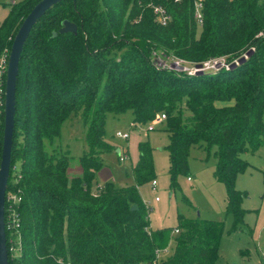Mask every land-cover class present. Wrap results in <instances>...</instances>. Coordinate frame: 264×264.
<instances>
[{
    "label": "trees",
    "instance_id": "trees-1",
    "mask_svg": "<svg viewBox=\"0 0 264 264\" xmlns=\"http://www.w3.org/2000/svg\"><path fill=\"white\" fill-rule=\"evenodd\" d=\"M38 1L11 4L0 21V54L10 50ZM152 5L166 9V25L155 21ZM63 20L77 31L59 33ZM259 32L264 33V0H204L200 27L191 0H61L48 9L25 40L18 65L6 192L20 198L14 203L19 227L9 221L5 199L8 263L153 264L155 249L167 246L169 231L150 229L139 192L154 179L147 141L138 143L134 184L105 183L91 190L104 165L100 155L113 149L104 139L106 116L126 111L136 124L166 115L171 189L179 175L188 174L193 144L213 151V176L225 187L226 213L234 228L240 226L245 194L236 189L235 178L249 166L242 155L264 144V35ZM251 48L233 70L188 75L155 67L158 58L198 65ZM218 101L231 104L218 106ZM73 116L85 126L87 151L78 159L79 174L69 177L72 157L59 139L63 123ZM3 126L4 111L0 160ZM174 229L179 232L172 253L155 264L214 263L222 222L179 216Z\"/></svg>",
    "mask_w": 264,
    "mask_h": 264
},
{
    "label": "rangeland",
    "instance_id": "rangeland-1",
    "mask_svg": "<svg viewBox=\"0 0 264 264\" xmlns=\"http://www.w3.org/2000/svg\"><path fill=\"white\" fill-rule=\"evenodd\" d=\"M19 1L0 0V21L8 13L11 4ZM258 35L264 33L259 32ZM158 59L155 67L171 70V59L166 62ZM216 104L221 106L231 102L218 101ZM262 118L264 121V112ZM131 123V111L106 116L104 139L113 149L100 155L104 165L97 179L92 182L91 190L94 192L105 183L116 187L134 184L132 165L138 159V143L147 141L152 147L156 188H152L149 181L139 187V192L148 212L150 229L153 232L169 231L163 258L174 249L177 234L173 231L178 226L179 216H183L186 219H213L223 223L213 264H264V144L255 153L242 155L249 166L236 175L235 187L245 194L240 204L245 214L243 223L234 228L233 218L225 210V187L213 176L216 164L213 151L208 153L204 144H193L188 157V174L179 175L177 187L171 189L168 173L170 158L166 150L168 136L163 126L158 125L154 131H147L148 123L134 126ZM117 131L129 132V138H119L116 136ZM84 135L85 126L77 117H71L61 127L60 145L72 157L68 168L69 177L79 174L78 159L87 151ZM117 150H125L129 156L120 160ZM188 176L191 180H188Z\"/></svg>",
    "mask_w": 264,
    "mask_h": 264
},
{
    "label": "water",
    "instance_id": "water-1",
    "mask_svg": "<svg viewBox=\"0 0 264 264\" xmlns=\"http://www.w3.org/2000/svg\"><path fill=\"white\" fill-rule=\"evenodd\" d=\"M60 1L61 0H39L23 19L9 50L5 81L4 126L0 160V264H9L4 220L5 198L10 175L15 116V91L20 55L25 40L27 39L33 26L48 9ZM76 31V25L69 20H63L61 27L58 30L59 33H75ZM55 34L56 33H53V35ZM135 208V205L131 207V209Z\"/></svg>",
    "mask_w": 264,
    "mask_h": 264
},
{
    "label": "built area",
    "instance_id": "built-area-1",
    "mask_svg": "<svg viewBox=\"0 0 264 264\" xmlns=\"http://www.w3.org/2000/svg\"><path fill=\"white\" fill-rule=\"evenodd\" d=\"M174 1H180V0H174ZM193 4V18L195 22L197 23L198 27H200L203 23V4L204 0H191ZM152 10L155 16V21L161 25H166L167 22L170 19L169 14L167 13L166 9L161 5H152ZM254 48H251L249 52H252ZM248 53H244L238 57L234 58H227L225 56L213 58L206 60L198 65L193 64H187L181 59H174L171 62V70H175L177 72H184L188 75H199L207 72H217L220 70H230L234 69L241 63H243L245 60H247ZM8 56L9 51L5 50L0 54V115L4 111V99H5V81H6V70H7V63H8ZM166 118V115L161 113L157 115L152 121L148 123L147 131H153L156 129L158 125H162ZM132 126L136 125V123H131ZM116 136H118L121 139L127 140L129 138V132H121L117 131ZM120 154V160H124L126 157H128L127 152L125 150H121L119 152ZM188 180H191V177L188 176ZM152 188H156V181L152 180L150 183ZM6 201L8 202V219L11 223L14 224V228L19 227V215L17 212L16 207L14 206V203H17L20 198L17 197L16 194L12 192H6ZM158 198L156 197V200ZM174 233H178V229H174ZM166 250V247L164 248H157L155 249V255L156 259L153 261V264L156 263V261L162 259L164 256V251Z\"/></svg>",
    "mask_w": 264,
    "mask_h": 264
},
{
    "label": "crops",
    "instance_id": "crops-1",
    "mask_svg": "<svg viewBox=\"0 0 264 264\" xmlns=\"http://www.w3.org/2000/svg\"><path fill=\"white\" fill-rule=\"evenodd\" d=\"M154 131V130H153ZM117 151H119V150H117ZM129 156V155H128ZM79 172H80V169L78 170Z\"/></svg>",
    "mask_w": 264,
    "mask_h": 264
}]
</instances>
